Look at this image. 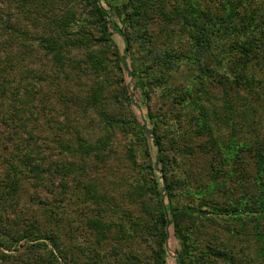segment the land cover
<instances>
[{"label": "rangeland", "instance_id": "rangeland-1", "mask_svg": "<svg viewBox=\"0 0 264 264\" xmlns=\"http://www.w3.org/2000/svg\"><path fill=\"white\" fill-rule=\"evenodd\" d=\"M132 2L152 9L134 25L112 16L125 51L84 0H0L17 24L9 42L0 21V192L19 181L0 205V264H177L161 199L184 210V264H264L261 54L251 88L232 90L201 71L232 37L201 65L186 25L188 6L211 0H101ZM155 136L172 185L160 195Z\"/></svg>", "mask_w": 264, "mask_h": 264}, {"label": "trees", "instance_id": "trees-1", "mask_svg": "<svg viewBox=\"0 0 264 264\" xmlns=\"http://www.w3.org/2000/svg\"><path fill=\"white\" fill-rule=\"evenodd\" d=\"M213 1L216 3V5L212 4ZM84 2V9H86L89 14H93L98 19L99 23L103 25L104 32L111 36V31H113L123 38L125 42V51L130 49L131 38L127 36L125 31L118 26L113 17L120 19L124 14L125 18L123 20L130 23V25H134V23H138V20L144 16V13H147L152 9L146 3L134 5L132 2L131 4H124L121 7L118 5L108 4V8H106L103 4H101V0H84ZM95 3H97V5H95ZM263 4L262 2L258 3L256 0H254L253 7L251 2H244V0H211V4H205L206 8H203L200 4L194 8L192 5L188 6L189 16L186 17V25L189 27L188 31L190 38L193 41L192 50L193 47L196 49V58H198V60L195 58L194 59L199 62V64H204L202 61H200V58L203 55L202 48H205V51L207 49L213 51L219 38H223L226 35L232 37V40L231 42L229 41L228 45L221 44L222 49L218 50L217 55L214 53L210 54L211 52L208 53L209 57H207L210 58L211 62H209L207 66L201 68V71L204 73V75L214 77L220 75L222 78L224 77V81H226L232 87H235L232 90H239L242 87H246L243 81H247L248 88H251L252 84L254 83L249 77H245V73L250 66L252 57L256 56L257 53L261 54V56H257L258 59H260L258 66L264 67V7L261 9H256ZM0 21L2 23V28L7 33H5V39L11 42L14 37L12 32L15 28V25H17L16 22H13L2 15H0ZM181 25L182 27H185L183 24ZM125 58L128 59L127 56L123 57V59ZM126 69L129 71L131 76H135L140 79L141 76L139 75V72H137L133 66L131 68L126 66ZM231 76L232 78H230ZM1 86L2 85H0V87ZM12 95L15 97L16 93L12 92ZM142 125L144 131L148 130V125L146 123H143ZM150 131L152 134L156 135L155 126L151 128ZM154 144L158 152L155 161L157 165H161V168L159 169L162 173L161 177L163 181V189H160L159 186V188L156 186L157 190L159 189L158 191L160 195L165 188L169 192V190L172 189V185H169V182L166 180L165 167L167 164L165 158L159 154L162 149L160 140L156 136L154 138ZM33 152H29L25 155L28 157L26 158V165H28L27 169L30 171H34L35 168L31 164L33 162ZM257 166L258 172L261 173V166ZM1 181L2 180H0V183ZM11 181L14 183V185H16V190L13 193L1 191L0 205L5 203L7 197L12 198V196H14V198L17 199V196L15 197V195L18 192L17 187L19 186V181L16 180V178ZM14 185L12 184V186ZM160 202V221L164 227H167V230L163 233L162 240L164 241L166 239H170V237L173 236L174 238L176 237L178 239L180 248L176 251V253L179 255L177 258V264H184L183 253H180L181 250L184 252V242H181L179 239L181 232L176 221L178 215L181 212H184V210L173 208L169 200L165 202L164 199H161ZM259 214H261L262 217L264 216V206L261 208ZM2 219L3 215L0 212V221ZM87 225H89V221ZM23 235L24 236L22 237H25V234ZM52 235L53 234L50 232L48 237H52L53 239L54 236ZM37 248L38 244H33L29 246L28 249L37 251Z\"/></svg>", "mask_w": 264, "mask_h": 264}]
</instances>
